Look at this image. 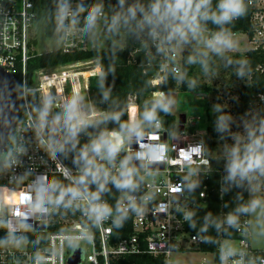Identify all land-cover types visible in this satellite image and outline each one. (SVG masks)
I'll return each instance as SVG.
<instances>
[{"label":"built area","instance_id":"1","mask_svg":"<svg viewBox=\"0 0 264 264\" xmlns=\"http://www.w3.org/2000/svg\"><path fill=\"white\" fill-rule=\"evenodd\" d=\"M245 2L250 9L248 22L252 35L245 34L252 45L250 50H264V0ZM77 5L79 4L71 3L73 9ZM35 18V6L31 0H0V67L12 73L19 99V116L7 150L0 157L9 150L15 152L17 146L24 150L15 157L16 163L11 167H5L3 159L0 158V186L4 187L6 193L4 209H0V221H5L6 226H0V241L5 240L9 234L24 238L20 247L12 244L0 245V264H71L69 259L76 252H79V260L73 264H111L113 260L121 257L140 255L160 257L168 264V258L175 252L199 251L203 238L189 229L190 220L185 219V214L207 206L211 159L219 156L225 158V153L219 154L216 145H220V140L208 139L207 130L198 135L185 134L186 120L182 128L177 123L178 134L171 136V130L163 124L162 119H158L159 127L154 124L144 126L143 143L163 145V151L154 162L135 158L132 160V166L137 169L135 179L138 188L133 192L118 190L116 209L105 202L112 210L110 216L97 222L87 213L85 201H76L72 206L51 207L47 214L39 217L29 212L24 198L32 193V184L37 176L45 175L49 180L56 176L68 186L80 175L79 165L69 167L60 153L49 154L41 146L33 128L35 109L42 107L45 98H50L54 105L52 113L55 114L62 111L67 98L79 94L84 98L83 106L89 115H93V109L96 114H100L93 117L92 121L104 115L94 104L97 94L92 92L90 85L91 80L103 82V73L95 60L39 69L29 75L27 63L35 54L32 50L35 44L32 32ZM83 29L76 26L71 34H63L58 38L57 49L64 54L85 50L87 32ZM148 45L156 48L150 38ZM162 61L159 76L151 81L152 85L162 81L167 69L175 76H181L182 54L178 56L176 52L166 49L163 51ZM94 63L96 65L90 68ZM96 69L99 72L90 75L88 79L79 75ZM260 70H264V66ZM157 93H163L166 97L164 92H155L150 94L152 100ZM32 94L36 99L31 102ZM263 101V97H260L258 103ZM127 115L129 123L140 119L135 96H128ZM209 127L216 128V124ZM229 128L232 130L233 126ZM97 135L99 133L91 134L88 143ZM210 141L215 144L212 148ZM230 141L233 143L232 137ZM138 151L140 143L133 137L126 142L124 150L117 156L112 173L118 174L119 162L126 155L135 157ZM225 165L226 160L221 174H224ZM252 183L262 187L264 177ZM232 186L231 182H226L224 175L221 176L218 190L222 201L221 211L225 187ZM128 195L135 197L136 210L129 206ZM118 208L121 210L118 211ZM26 213L28 218L25 223ZM228 214H220L222 227H230L225 222ZM124 216L129 218L130 232L125 237L118 238V231H122L127 222L122 219ZM249 225L248 216H243L236 226L235 240L238 243L235 248L245 253L244 264H249L250 261L253 264H264V250L253 248L249 242ZM222 240L225 239H220L217 264H221ZM240 258L231 257L228 264Z\"/></svg>","mask_w":264,"mask_h":264},{"label":"clouds","instance_id":"2","mask_svg":"<svg viewBox=\"0 0 264 264\" xmlns=\"http://www.w3.org/2000/svg\"><path fill=\"white\" fill-rule=\"evenodd\" d=\"M125 0H119V6L123 10ZM103 5H94L91 9H83L82 5L72 8L70 0H59L56 9L57 29L65 35H69L79 22V14L82 10L87 11L84 18V29L93 32L99 26L103 17ZM245 0H218L215 9L212 0H150L145 7L139 2L130 5L126 11L117 12L111 17L107 25L110 33H118L121 27L132 25L144 32L154 42L157 51L166 49L175 50L182 45L195 40L203 45L204 51L198 53L201 57L208 54L223 55L225 52L233 51L238 47L234 34L224 25L240 18L246 13ZM140 13V17L137 16ZM211 21L219 27L218 31L205 35L208 32L206 23ZM197 56H189L188 62L194 63ZM207 69L206 59L201 60ZM243 75V71L238 73ZM194 84V82H192ZM107 98V93H104ZM174 101L168 99L163 93L154 94L153 100L145 104L144 112L139 120L130 123L120 122V113H113L106 117L119 124V129L101 131L99 135L90 140L79 150V154L73 163L79 165L80 175L75 177L68 186L63 185L56 179L49 180L47 176L40 175L32 184V193L24 198L29 207V212L37 217L47 214L51 207L61 205L72 206L76 201H85L86 211L90 217L97 222L111 215V208L100 199L101 193L106 191L108 183H112L118 190L133 192L138 188L136 182L137 169L132 166V160H146L154 162L163 151V145L145 144L144 125H155L159 127L158 110L168 112ZM84 98L74 94L64 101L62 111L52 113L53 101L45 98L42 107L35 109L36 117L33 125L37 139L44 149L52 155L64 153L69 147L75 146L81 132L91 127L93 115H89L84 109ZM216 112L221 111L220 105H216ZM232 117L220 115L217 117L216 131L220 133L229 132ZM246 136L240 133H230L234 143L225 145L227 176L225 180L240 187L243 182L249 183L252 198L247 204H242L236 209V213H229L226 223L230 227H236L239 223V214H255L257 216L260 234L264 235V197L254 195L259 190L258 185L252 182L264 177V119L252 123L245 122ZM133 137L140 143V151L135 157L126 155L114 175L115 161L119 153L124 150L127 141ZM223 139V137H221ZM23 148L17 146L15 152L9 150L3 157L4 166L11 167L16 163L15 157L23 153ZM105 161L106 163H100ZM90 184H95V192L89 193ZM130 207L136 210L135 197L128 195ZM120 211L121 209H117ZM19 215V213H17ZM194 214H185L186 220H191ZM211 214H209L210 217ZM206 217V222L209 219ZM28 218L25 214L24 222ZM0 226H6L5 221H0ZM207 226V224H206ZM195 227V224H192ZM220 225L217 224V228ZM24 238H17L12 234L0 241V245L12 244L20 247ZM242 250L228 245L221 249V264H228L231 257L240 256V259L232 260V264H244ZM253 264V262H249Z\"/></svg>","mask_w":264,"mask_h":264},{"label":"trees","instance_id":"3","mask_svg":"<svg viewBox=\"0 0 264 264\" xmlns=\"http://www.w3.org/2000/svg\"><path fill=\"white\" fill-rule=\"evenodd\" d=\"M104 2L111 5L118 4L119 0H70V3H78L83 6V9H88L90 3ZM128 2L126 8L130 5L139 2L145 7L150 0H125ZM59 0H40V7L44 14V35L48 39H58L63 36V32L57 29L56 9ZM218 0H212L213 9L217 5ZM246 4V2H245ZM246 13L244 16L233 20L230 24L224 25L232 33H243L248 36L252 35V30L249 25L248 19L250 9L246 4ZM87 16V11L82 10L79 14V22L77 26L84 28V18ZM140 17V13H137ZM208 29L207 34L218 31L219 27L211 21L206 23ZM87 36H85V40ZM149 37L146 30L139 31L132 25L124 26V46L120 49H85L79 50L70 54H64L59 49L42 54H33L27 63V70L31 76L32 72L39 69L52 68L61 65L71 64L75 62H84L95 60L103 73L102 89L99 94L95 96L94 104L100 111L104 112L103 117L96 121H92L91 127L81 132L78 137V142L75 146L69 147L64 153H60L62 159L69 167H75L74 159L77 158L80 148L88 144L91 134L100 133L101 131H111L119 129V124L106 119L107 116L113 113H120V122L129 123L127 115L128 96H135L137 102L147 97L151 93L164 92L170 94L176 91L185 92L188 90L191 65L188 62L189 54L185 51L182 53V73L181 76H175L169 69L163 74V79L159 83L152 85L151 81L159 76L162 67L163 52H158L157 48H152L148 45ZM198 56V53L195 54ZM212 57L213 54L211 53ZM206 59V58H204ZM232 66L236 67L237 72L243 71V78L245 81L238 89L233 91V97L230 99L232 105L231 115L235 116L239 121H248L250 117L255 120L260 119L264 114V101L258 103L260 97L264 99V70L260 67L264 66V50H248L244 55L235 54L232 56ZM83 65V64H82ZM77 65V66H82ZM94 72V73H93ZM98 71L82 72L81 75L84 79H88L90 75H95ZM17 79V77H16ZM18 80V79H17ZM201 87L200 89H202ZM203 90H207L204 88ZM104 93H107L105 98ZM36 96L32 94L30 101H34ZM151 100L147 103L150 104ZM33 107H35L33 105ZM226 111L223 110V113ZM95 116L96 110H92ZM158 119L167 120L166 127H174L175 119L167 112L158 110ZM233 132L238 133L241 131L238 124L233 125ZM208 139L218 138L220 142L232 143L227 132L220 133L216 128H207ZM246 136V135H245ZM223 137V139L221 138ZM210 147H214L213 142H209ZM226 158L219 156L211 159V173L209 175V197L208 204L205 208H196L193 212L192 219L189 223V229L203 238V243L199 249L202 253H212L215 256V264L218 260V246L220 239L234 240L237 237L236 227H222L220 225V214L223 213H236V209L248 203V187L247 181L243 182L240 187L233 184L231 188L225 187L223 199V211H221V200L218 194L219 183L221 176L226 177V171L221 174L222 165ZM225 170V169H224ZM64 183L58 177H53ZM227 182V181H226ZM97 186L90 184L89 193L95 192ZM106 191L101 193L100 199L106 202L111 208L116 209L118 200V189L112 184L108 183ZM209 214L210 217H209ZM248 214H239V221L243 216ZM206 217L209 219L206 222ZM125 222L124 229L118 231L117 237L122 238L130 232V223L128 216L122 217ZM195 227H192V224ZM207 224V226H206ZM217 224L220 225L217 228ZM111 264H165L162 258H153L147 255L121 257L113 260Z\"/></svg>","mask_w":264,"mask_h":264},{"label":"rangeland","instance_id":"4","mask_svg":"<svg viewBox=\"0 0 264 264\" xmlns=\"http://www.w3.org/2000/svg\"><path fill=\"white\" fill-rule=\"evenodd\" d=\"M35 6L36 18L32 26L33 37L35 44L32 50L36 54H42L56 50L59 46L58 39H48L44 35V14L40 7V0H31ZM103 5V17L99 21L98 28L93 32H87V40L85 47L88 50L91 49H120L124 46V27H121L118 33H110L107 29V25L111 20V17L117 12L126 11L128 2L124 4L123 10L118 4L111 5L104 2H93L90 3L88 9H91L94 5ZM88 14V13H87ZM205 35H208L207 32ZM234 38L238 42V47L229 52H225L223 55H216L214 53L211 57L208 54L206 58L207 69L201 60H205V57L197 56V60L191 65V75L188 85V90L185 92L176 91L170 93L168 99L174 101L171 106L169 113L175 119L174 127L170 128L171 135H177V123L178 118L181 114L185 115L186 125L185 134H194L205 132L209 126L216 124L217 117L220 115H229L232 117V121L229 126L238 124L241 131L238 132L244 136L245 122L239 121L235 116L231 115L232 105L229 102L233 97V91L238 89L242 84L245 83L243 78L237 72L236 67L232 66V56L235 54L244 55L248 50L252 48L251 43L243 33H234ZM203 45L193 40L188 44L182 45L181 47L174 50L178 56L183 52H187L189 56H195L196 53L204 51ZM173 51V50H172ZM96 64L90 66L93 67ZM180 76H178L179 79ZM194 82V84L192 83ZM92 92L98 94L101 92L102 82H96L95 80L90 81ZM203 87L202 89H200ZM206 88L207 90H203ZM152 100L151 95L143 98L138 102L140 118L145 109V104ZM220 105L221 111L216 112L215 106ZM223 110L226 112L223 113ZM260 119H264V114ZM258 119V120H260ZM255 120L250 117L247 122L252 123ZM146 125V124H145ZM144 125V126H145ZM227 132L235 133L229 128ZM173 132V133H172ZM208 141V140H207ZM234 143V140H233ZM233 143L220 142V145H216L219 154L225 153L224 146H231ZM249 184V183H248ZM253 184V183H252ZM256 184V183H254ZM248 192V200L253 196V193ZM258 197H264V185L259 187V190L254 193ZM6 203V193L3 186H0V209H4ZM249 219V232H250V244L253 248L264 250V235L260 234V228L257 223V216L255 214H248ZM237 240H222L221 246L224 248L228 245L236 247ZM214 254L202 253L198 250H188L185 252H175L168 258V264H213Z\"/></svg>","mask_w":264,"mask_h":264},{"label":"water","instance_id":"5","mask_svg":"<svg viewBox=\"0 0 264 264\" xmlns=\"http://www.w3.org/2000/svg\"><path fill=\"white\" fill-rule=\"evenodd\" d=\"M19 99L17 86L12 73L6 72L0 67V154L7 150L8 141L15 127V122L19 116ZM185 115L178 118L180 128L185 123ZM167 124V120H163ZM38 227L42 228V225ZM79 252H76L69 259L71 264L78 262Z\"/></svg>","mask_w":264,"mask_h":264},{"label":"crops","instance_id":"6","mask_svg":"<svg viewBox=\"0 0 264 264\" xmlns=\"http://www.w3.org/2000/svg\"><path fill=\"white\" fill-rule=\"evenodd\" d=\"M168 96H169V94H166V98H168ZM248 192H249V187H248ZM249 242H250V238H249Z\"/></svg>","mask_w":264,"mask_h":264}]
</instances>
